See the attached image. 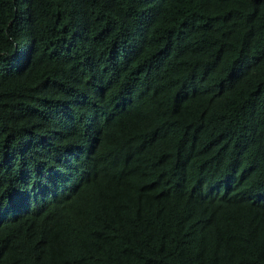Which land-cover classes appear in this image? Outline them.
I'll return each instance as SVG.
<instances>
[{
    "label": "trees",
    "instance_id": "obj_1",
    "mask_svg": "<svg viewBox=\"0 0 264 264\" xmlns=\"http://www.w3.org/2000/svg\"><path fill=\"white\" fill-rule=\"evenodd\" d=\"M0 264H264V0H0Z\"/></svg>",
    "mask_w": 264,
    "mask_h": 264
}]
</instances>
